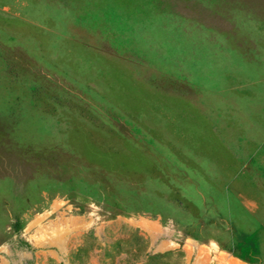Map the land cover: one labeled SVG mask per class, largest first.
<instances>
[{
	"label": "rangeland",
	"instance_id": "374dc122",
	"mask_svg": "<svg viewBox=\"0 0 264 264\" xmlns=\"http://www.w3.org/2000/svg\"><path fill=\"white\" fill-rule=\"evenodd\" d=\"M0 264H264V0H0Z\"/></svg>",
	"mask_w": 264,
	"mask_h": 264
}]
</instances>
